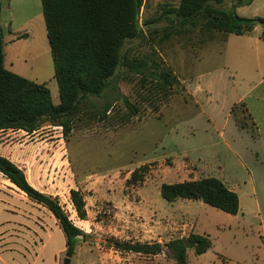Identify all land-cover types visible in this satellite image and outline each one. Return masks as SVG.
I'll list each match as a JSON object with an SVG mask.
<instances>
[{
	"label": "rangeland",
	"instance_id": "374dc122",
	"mask_svg": "<svg viewBox=\"0 0 264 264\" xmlns=\"http://www.w3.org/2000/svg\"><path fill=\"white\" fill-rule=\"evenodd\" d=\"M179 2L145 0L140 24L146 39L128 45L131 59L159 57L173 70L182 88L176 89L168 101L161 102L155 97L151 98V102L147 101L148 90L142 87V76L124 70L115 87L102 98H90L85 103L84 112L75 119L68 138L61 128L49 125L33 135L24 131H0V155L18 165L36 189L58 198L70 220L86 235L77 246L71 264H85L90 261V256L92 262H100L98 257L109 252L112 238L122 242H158L162 245L187 238L191 234L189 227L185 223H175L178 222L176 219L182 220V214L186 212L206 222L207 225L200 230L206 232L204 236L212 242V247L203 255H197L193 248L189 249L187 264H256L260 257L262 240L257 233L252 234L249 224L241 218L226 215L201 203L189 206L181 199L168 202L161 194L163 184L184 182L186 174L181 166L185 161L195 166L189 154L183 151V143L190 140V134L196 131L192 123L196 107L191 104L183 111L168 108L186 94V79L223 62L222 41L207 39L204 43L200 31L187 33L182 30L178 33L177 26L168 18H160L164 11ZM229 4L230 0H227V6ZM256 9L246 8L238 15L249 17ZM146 22H152V25L146 26ZM150 29L160 31L155 41L148 37ZM38 47L33 45L32 49ZM7 48L9 52V45ZM48 58L52 63L48 69H39L30 62L22 77L46 84L53 102L59 104L60 93L52 55ZM125 98L139 109V113L121 124L119 115L129 112ZM105 105L111 106L109 120L101 121L98 116L90 115L103 110ZM172 159L174 165L171 166ZM146 164L151 165L146 181L139 187H127L126 181L131 173ZM72 189L81 190L84 194L86 220H80L74 210L70 199ZM0 193L12 203V209L29 211V242L37 239L32 223L38 222L37 217L39 220L44 217L46 232L51 235L53 232L50 229L55 230L54 245L47 244L46 255L60 247L62 251L56 262L63 264L67 258L64 249L66 237L61 228L58 232L59 223L52 214L31 201L1 173ZM174 223L177 225L170 234H159V227ZM179 225H183L182 228L178 229ZM146 227H157L153 230L157 233L143 232ZM119 256L121 259L114 264H179L167 249L160 256L120 251ZM109 261H112L111 258Z\"/></svg>",
	"mask_w": 264,
	"mask_h": 264
},
{
	"label": "trees",
	"instance_id": "16d2710c",
	"mask_svg": "<svg viewBox=\"0 0 264 264\" xmlns=\"http://www.w3.org/2000/svg\"><path fill=\"white\" fill-rule=\"evenodd\" d=\"M230 1L231 6H227V0H180L177 6L164 11L160 18H168L177 26L178 33L182 30L187 33L200 31L202 42L210 39L225 43L229 35L250 34L258 26L262 28L261 39L264 41V18H244L237 14V8L250 5L253 0ZM144 3L145 0H42L60 93L59 104L53 102L46 84L29 80L5 68V43L0 34V131H24L33 135L49 125L61 128L68 138L75 119L84 112L85 103L90 98H102L116 86L124 70L142 76V87L148 90L147 101L151 102L152 97L159 98L161 102L168 101L176 89L182 88L173 70L159 57L131 59L128 54L129 44L146 39L140 24ZM145 25H152V22ZM159 33L157 29H150L148 37L155 41ZM124 100L129 112L119 115L121 124L139 113L134 104L126 98ZM110 110L111 106L105 105L103 110L90 115L106 121L110 119ZM232 114L240 129L253 131L254 124L245 104L234 105ZM150 168L151 165L146 164L133 171L126 186H141ZM0 173L31 201L52 214L66 237V257L72 258L86 235L70 220L58 198L36 189L25 172L2 155ZM161 194L168 202L179 199L202 201L232 216L240 212L238 194L214 177L163 184ZM70 199L78 218L86 220L83 192L72 189ZM109 244L121 253L147 256H158L166 248L179 264H187L189 249L193 248L197 255H203L212 247L209 237L194 233L165 245L158 242H122L116 238L110 239Z\"/></svg>",
	"mask_w": 264,
	"mask_h": 264
},
{
	"label": "crops",
	"instance_id": "0c3cea01",
	"mask_svg": "<svg viewBox=\"0 0 264 264\" xmlns=\"http://www.w3.org/2000/svg\"><path fill=\"white\" fill-rule=\"evenodd\" d=\"M254 7L257 9L252 16L242 17H264V0H253L250 5L237 8V14ZM261 33L262 28L258 26L250 34L229 35L223 44L222 64L186 79V94L168 108L183 111L187 106L195 105L197 112L192 123L196 131L183 143V151L189 154L195 166L184 162L181 166L186 174L183 181L214 177L238 194L240 212L235 217L249 224L252 234L257 233L262 240L256 264H264V41ZM0 34L5 43V68L8 71L22 76L30 62L39 69H48L52 64L48 58L51 48L42 0H0ZM33 45H38V49L33 50ZM238 104H245L254 124L253 131L237 126L232 108ZM1 194L0 264H58L60 247L46 255L47 244L54 245L55 230L50 229L51 235L47 233L44 217L42 220L37 217L38 222L32 223L37 239L29 242V211L12 209V203ZM183 201L189 206L204 204L202 201ZM182 215V220L176 219L178 222L175 223H185L189 233L206 235L200 230L207 225L205 221L195 219L188 212ZM177 224L159 227V234L173 231ZM57 228L61 232L60 227ZM154 229L157 227H146L142 231L156 234ZM90 258L85 264H114L121 259L119 251L113 247L99 255L100 262H92Z\"/></svg>",
	"mask_w": 264,
	"mask_h": 264
},
{
	"label": "water",
	"instance_id": "95a60500",
	"mask_svg": "<svg viewBox=\"0 0 264 264\" xmlns=\"http://www.w3.org/2000/svg\"><path fill=\"white\" fill-rule=\"evenodd\" d=\"M166 248H164V251H165ZM71 258H65L64 259V264H71Z\"/></svg>",
	"mask_w": 264,
	"mask_h": 264
}]
</instances>
